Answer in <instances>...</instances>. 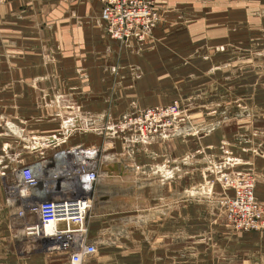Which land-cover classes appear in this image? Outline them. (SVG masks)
I'll use <instances>...</instances> for the list:
<instances>
[{
	"label": "crops",
	"instance_id": "obj_1",
	"mask_svg": "<svg viewBox=\"0 0 264 264\" xmlns=\"http://www.w3.org/2000/svg\"><path fill=\"white\" fill-rule=\"evenodd\" d=\"M239 1L214 0L210 15L217 32L213 39L206 40L211 42L208 47L232 42V26L219 27L227 23L222 20V12H239L244 7L247 12L254 11L256 0L246 6H240ZM158 5L164 10L162 0H158ZM262 8L264 12V5ZM101 9L99 0H8L0 6V264H71L68 255L48 252L42 240L26 233L27 222L18 216L20 204L9 193L10 184L17 180L23 166L78 144L97 146L105 154L108 139L97 138V130L111 121L103 113L109 110L118 90L136 91L119 104L123 112L170 105L179 96L190 104L191 98L203 91L193 87L195 82H189L198 75L193 71L201 69L195 65V55L188 47L200 39L183 45V57L188 58L176 71L180 74H169L170 80L164 76L163 80L169 81L167 85H151L149 90H145V84L131 85L128 80L132 81L133 75L126 69L137 63L131 62L133 58L137 60L133 49H142V45L135 40L121 45L112 39L101 19ZM162 24L164 16L153 33ZM216 48L223 51L220 46ZM118 62L122 64L117 74L120 83H116L117 91L112 94L116 74L112 66ZM173 68L178 69L176 64ZM180 81L185 82L180 85ZM170 82L174 84L171 86ZM213 112L217 114L218 110ZM181 117L182 125L171 129L170 135L146 136L145 143L138 144L140 148L145 145L148 151L145 155L136 153V168H127L132 161L127 152L101 160L100 180L88 217L89 238L98 252L83 264H207V258L215 254L206 246L200 249L198 261L175 262L180 249L191 252L192 226L201 225L205 240L226 244L225 254L217 251L218 264H222L224 256L238 257L243 243L248 259L252 257L253 263L264 264V230L243 232L230 227L221 216L218 201L208 199L201 190L213 183L216 198L223 193L219 184L208 180L218 176L215 171L202 164L192 168L191 134L185 131L188 118L183 121L184 113ZM235 123L227 128L228 134L222 133L231 141L228 172H239V159L244 161L245 167L255 172L256 194L264 201V156L257 157L248 147L246 152L240 151L245 145L233 135L242 124ZM90 135L95 139L90 140ZM214 136L217 135L211 133L196 141L198 146L202 141V153H220V146L227 144L223 137ZM157 143L165 144V151H151L150 157L149 150ZM114 177L123 184L111 185ZM129 182H133L132 187L127 186ZM192 193H198V198H193ZM239 232L248 234L239 240ZM193 236L196 241L200 232L195 231Z\"/></svg>",
	"mask_w": 264,
	"mask_h": 264
},
{
	"label": "rangeland",
	"instance_id": "obj_2",
	"mask_svg": "<svg viewBox=\"0 0 264 264\" xmlns=\"http://www.w3.org/2000/svg\"><path fill=\"white\" fill-rule=\"evenodd\" d=\"M162 2L165 8L164 10L160 8V10L164 16V24H162L161 30L158 29V31L152 33L150 38H147L141 43L142 49H133V51L137 53V60L133 58L131 62L137 63L127 66V73L133 75L131 77L132 81L128 80V82H130L131 85L141 83L143 86V84H145V90H149L151 85H158L159 87L160 85H167L169 81L163 80L164 76H168L172 73L174 75L180 74L176 71L182 68V65L185 64L188 58L183 57V45L185 43H192L195 39H200L201 41H194L199 43L188 47V50H190L189 52L195 55L193 58L191 56V58L196 61L194 62L195 65L201 69V73L195 70L193 71L198 75L194 76V80H189V82H195L193 87H200L203 91L201 93H196L195 97L191 98L190 104L185 102L184 97L181 96L175 98L172 102H178L179 105H181V116L184 113L186 117H184L185 119L183 121L188 118L187 130L185 131L191 134V156L192 164H194L192 168H195V164L196 167L202 164L209 167L211 171H215L218 175L222 172L229 173L228 171L231 170L229 169L230 162L227 161L226 158H230L231 156V148L228 145L230 139H226L222 133L228 134L227 132L229 129L227 128L232 124H236L235 122L242 124V128L238 132L235 130L234 132H237V134L235 133L233 135L235 140L245 145V147L242 148L243 150L240 147V151L246 152L248 147V151L257 157L264 156V12L262 8L264 2L256 0L255 6H253L254 11L251 12H247L246 7L240 8L239 12H222V20L227 23H222L219 27L224 28L226 25L232 26L233 33L230 36V38L232 37V42H223L211 47L207 45L211 42H207L206 40L210 38L213 39L215 31L217 32V28L210 15L211 12H214V0H162ZM248 2H252V0L239 1L240 6H246ZM255 7L259 9L257 10ZM120 44L122 45L124 43L122 42ZM200 44L202 45L200 46ZM217 46H220L223 51L220 52L219 49L216 48ZM197 55H199L200 58L197 59ZM220 56L222 57L220 58ZM208 62H210L209 65H211L209 69L207 68ZM175 64L178 69L173 68ZM217 64L218 66L216 67ZM112 68L116 71L115 77H113L114 87L112 94H114V91H117V88L115 89L116 83H120V78L117 74L119 70L122 69V64L118 62L115 66H112ZM205 69L207 70L205 71ZM208 71L209 74H207ZM152 74H154V76H152ZM168 77L170 80V76ZM175 79L177 80V78ZM184 82L185 81H180L179 83L181 85L184 84ZM123 83L124 82L121 83V86ZM172 84L174 83L170 82L171 86ZM118 93L119 95H117ZM132 94H136L135 89L131 91H125L123 89L118 90L115 94V98L112 97L109 103V110H107V113H103L104 116L107 115L111 118V121L103 127L104 129L99 128L97 130V138L107 136L106 139H108V144L105 147V154L102 153L101 148L90 145V148L96 149L99 163L101 160L106 161L107 158H114L115 156H110L114 153L127 152L128 157L132 160L131 163H127V168H134L135 164L133 159L136 153L137 155H145L148 151L145 145H143L142 148L138 145L141 142L145 143L146 136H144L143 133L141 134L139 131H135L136 129L134 128H128L122 131L117 127L124 116L132 115L147 109H138L137 112L126 111V113L122 111V108H118L119 104L124 100V97L129 98ZM139 102L140 100H138V103ZM172 103H170V105ZM215 110H218L217 114L213 112ZM182 123V120L178 118L175 127L177 128V125H182ZM221 126L226 129L221 131L219 129ZM189 127L190 132L188 130ZM18 131L20 132L21 130ZM211 133L212 135H217L214 136V138L223 137V139H225L223 142H227L226 145L223 144L224 146H220V153H202V148H204L202 141L200 142L201 146H198L199 143L196 142L199 140V137ZM17 135L18 133L16 136ZM93 139H95V137L90 135V140ZM160 148L164 150L166 145H161V143L155 144V146L149 150V156L151 157V151L158 154L162 152ZM141 149L143 151H141ZM226 150H228L229 153H225ZM235 155L236 154H233V157ZM105 157L107 158L104 159ZM115 162H118V160ZM243 162L239 159V164H241V166L237 167L236 171L250 172L255 176L257 186L255 172L251 169H247ZM211 177L212 176H210L208 180L219 184L218 186L223 188L222 192L226 191L232 194L231 190L226 189L223 184L217 180L218 176ZM116 178L119 177L111 178V185L117 186L118 184H123L116 182L117 180H114ZM130 180L133 181V176ZM127 184L128 187L133 186V182ZM195 187L196 185L192 186V191L196 190ZM133 191L134 190H132V193ZM192 196L197 199L199 194L192 193ZM219 198L220 197L217 196L216 200ZM199 200L201 199H198V201ZM220 209L221 216H223L225 223H227L225 211L221 206ZM203 230L204 227L202 225L200 228H198V226H192V233L194 234L195 231H199L200 237L194 241V236L192 234L191 252L180 249V251L175 254L176 263H182L188 260H191L192 263L198 261L197 257L200 258V249H204L206 246L208 251H212L215 254L213 258H207L206 263L214 264L216 262L215 264H218L215 260L218 256L217 251L220 250L221 253L225 254L226 244L223 242L220 243L217 240H205V237L202 235L205 234ZM239 233V240L242 239L244 235L248 234ZM241 242L242 240L240 243ZM221 246L222 250L220 249ZM248 260L245 243H243L240 244L238 257H231L230 255L224 256L220 262L222 264H257L253 263L254 260L252 257L249 261Z\"/></svg>",
	"mask_w": 264,
	"mask_h": 264
},
{
	"label": "built area",
	"instance_id": "obj_3",
	"mask_svg": "<svg viewBox=\"0 0 264 264\" xmlns=\"http://www.w3.org/2000/svg\"><path fill=\"white\" fill-rule=\"evenodd\" d=\"M7 1L0 0V6ZM99 1L107 33L120 43H143L163 19L158 0ZM181 109L178 102L150 107L124 116L117 127L122 131L134 128L148 137L166 136ZM97 157L95 148L71 146L23 166L9 186L10 195L20 204L18 216L27 222L26 233L42 240L48 252L68 255L71 264H83L98 252L88 226L100 180ZM226 160L231 162V158ZM217 180L232 191L223 192L217 200L228 225L238 231H263L264 201L257 197L255 176L245 171L222 172ZM212 184L201 189L208 199H216Z\"/></svg>",
	"mask_w": 264,
	"mask_h": 264
}]
</instances>
